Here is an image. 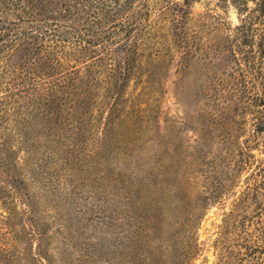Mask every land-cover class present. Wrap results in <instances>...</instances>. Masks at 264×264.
Wrapping results in <instances>:
<instances>
[{
  "label": "rangeland",
  "instance_id": "1",
  "mask_svg": "<svg viewBox=\"0 0 264 264\" xmlns=\"http://www.w3.org/2000/svg\"><path fill=\"white\" fill-rule=\"evenodd\" d=\"M133 8L141 83L0 119V264H264V0Z\"/></svg>",
  "mask_w": 264,
  "mask_h": 264
},
{
  "label": "trees",
  "instance_id": "2",
  "mask_svg": "<svg viewBox=\"0 0 264 264\" xmlns=\"http://www.w3.org/2000/svg\"><path fill=\"white\" fill-rule=\"evenodd\" d=\"M133 4L134 0H0V119L14 101L29 100L39 84L42 92L51 90L48 95L55 97L61 83L76 91L84 80L95 87L114 81L117 97L130 78L141 83V75L149 71L134 63L140 54L127 17L142 13L134 12ZM173 9L183 11L177 4ZM107 24L109 29L103 28ZM257 47L264 61V39ZM106 61L114 67L103 69ZM65 67L73 70L62 80L57 75ZM86 98V93L74 97V107L82 108Z\"/></svg>",
  "mask_w": 264,
  "mask_h": 264
}]
</instances>
